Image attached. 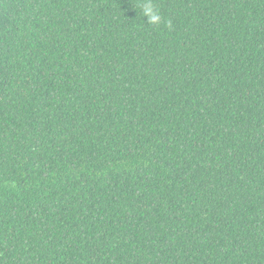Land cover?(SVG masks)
Segmentation results:
<instances>
[{
  "label": "trees",
  "instance_id": "1",
  "mask_svg": "<svg viewBox=\"0 0 264 264\" xmlns=\"http://www.w3.org/2000/svg\"><path fill=\"white\" fill-rule=\"evenodd\" d=\"M0 264H264V0H0Z\"/></svg>",
  "mask_w": 264,
  "mask_h": 264
},
{
  "label": "clouds",
  "instance_id": "2",
  "mask_svg": "<svg viewBox=\"0 0 264 264\" xmlns=\"http://www.w3.org/2000/svg\"><path fill=\"white\" fill-rule=\"evenodd\" d=\"M143 17L147 18V24L157 25L161 22V16L158 11L154 10L151 3H148L143 8Z\"/></svg>",
  "mask_w": 264,
  "mask_h": 264
}]
</instances>
